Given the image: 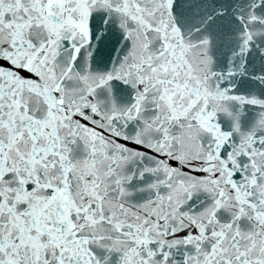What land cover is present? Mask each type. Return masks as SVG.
<instances>
[{"label":"snow or ice","instance_id":"obj_1","mask_svg":"<svg viewBox=\"0 0 264 264\" xmlns=\"http://www.w3.org/2000/svg\"><path fill=\"white\" fill-rule=\"evenodd\" d=\"M0 264H264V0H0Z\"/></svg>","mask_w":264,"mask_h":264}]
</instances>
